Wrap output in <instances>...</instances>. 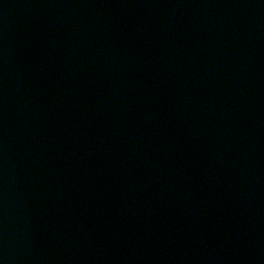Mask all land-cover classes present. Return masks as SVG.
<instances>
[{
    "label": "water",
    "instance_id": "1",
    "mask_svg": "<svg viewBox=\"0 0 264 264\" xmlns=\"http://www.w3.org/2000/svg\"><path fill=\"white\" fill-rule=\"evenodd\" d=\"M0 264H264V0H0Z\"/></svg>",
    "mask_w": 264,
    "mask_h": 264
}]
</instances>
